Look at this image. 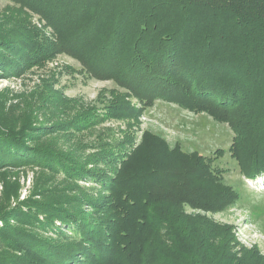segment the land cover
<instances>
[{"label":"rangeland","instance_id":"obj_1","mask_svg":"<svg viewBox=\"0 0 264 264\" xmlns=\"http://www.w3.org/2000/svg\"><path fill=\"white\" fill-rule=\"evenodd\" d=\"M16 2L0 0V45L9 47L0 49V57L10 58V46L21 40L30 50L15 74L0 75V125L22 133L37 157L0 173V213L35 212V204L52 203L99 225L118 219L137 247L133 251H143L138 260L144 264H229L227 254L233 264H264V178L241 175L229 153L235 134L228 123L163 101L143 113L142 92L133 88L128 66L117 78L90 75L87 60L109 72L100 66L99 49L80 51L92 44H78L72 30L58 36L38 13ZM64 21L62 29L70 24ZM244 94L232 109L250 115L258 95ZM217 150L225 154L214 166L226 170L224 181L240 193L239 203L218 210L185 200L183 190L173 192L168 179L184 172L186 162L191 166L189 156L213 157ZM249 154L244 151L245 160ZM74 162L70 173L61 166ZM87 168L92 180L80 176ZM196 183L191 186L198 194L215 200L212 193L220 188L203 179ZM4 255L0 247V263Z\"/></svg>","mask_w":264,"mask_h":264},{"label":"trees","instance_id":"obj_2","mask_svg":"<svg viewBox=\"0 0 264 264\" xmlns=\"http://www.w3.org/2000/svg\"><path fill=\"white\" fill-rule=\"evenodd\" d=\"M13 1L38 13L58 36L72 30L78 44H92V49L82 47L80 51L99 49L100 66L109 72L87 60L84 63L90 75L117 78L121 66H128L133 88L142 92L143 113L163 101L189 112H206L228 123L235 134L229 153L241 175L250 180L264 178V0ZM66 19H70L69 27L60 28ZM1 48L9 47L3 43ZM10 50V58L0 57V75L15 74L17 62L30 49L21 40ZM244 93L249 98L252 93L258 95L255 103L259 106L250 115L241 112L242 107L232 109ZM152 136L161 147L165 144L163 138ZM22 139V133L0 125V173L36 159ZM244 151L250 153L247 160ZM178 152L182 153L180 149ZM224 154L217 150L213 157H206L194 152L189 156L191 166L186 162L184 172L168 179L175 183L173 192L183 190L185 200L215 204L218 210L235 206L241 200L240 193L225 183L226 170L214 166ZM74 165L61 164L68 173ZM80 176L84 180L93 178L88 168ZM196 179L220 188L212 193L216 194L214 201L192 188ZM211 188L216 189L213 185ZM88 204L98 203L91 200ZM35 207V212L8 209L0 213V247L6 253L0 264H144V260H138L143 251H133L137 247L129 241L120 220H111L105 226L61 205L37 203ZM25 227L30 230L24 231ZM41 232L51 236L44 237ZM227 257L233 264V256Z\"/></svg>","mask_w":264,"mask_h":264}]
</instances>
